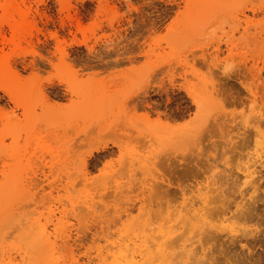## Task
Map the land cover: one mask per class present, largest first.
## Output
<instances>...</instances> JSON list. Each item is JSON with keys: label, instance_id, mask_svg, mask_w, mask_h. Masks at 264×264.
<instances>
[{"label": "rangeland", "instance_id": "rangeland-1", "mask_svg": "<svg viewBox=\"0 0 264 264\" xmlns=\"http://www.w3.org/2000/svg\"><path fill=\"white\" fill-rule=\"evenodd\" d=\"M162 234L152 264H264V0H0V253Z\"/></svg>", "mask_w": 264, "mask_h": 264}, {"label": "bare ground", "instance_id": "bare-ground-1", "mask_svg": "<svg viewBox=\"0 0 264 264\" xmlns=\"http://www.w3.org/2000/svg\"><path fill=\"white\" fill-rule=\"evenodd\" d=\"M247 19V17H246ZM241 23V22H240ZM239 25V24H238ZM1 69H3L1 67ZM243 75V74H242ZM258 75V74H257ZM47 95V94H46ZM48 96V95H47ZM45 96V97H47ZM218 96V95H217ZM50 99V98H49ZM47 101V100H46ZM49 101V100H48ZM50 103V101H49ZM53 104V103H52ZM251 167L247 166L245 167L243 170H242V173L244 174V178L245 179H250L252 173L249 171ZM189 169H186V173L188 174L189 172ZM189 176V174L187 175ZM169 184V183H168ZM201 204H206L204 200L201 201ZM209 206V205H208ZM191 210L190 211H186L185 214H184V218L187 216L188 219H192V220H195L196 222H199L201 223L203 226H201L199 224V227L198 226V230L200 229H204L203 232L206 234L207 230L204 228H208V229H211V224H210V221H209V218L211 219L210 215L206 214L207 211H209V209L205 206V207H199L198 209H193V208H190ZM208 209V210H207ZM51 217H55L54 215H51ZM183 218V216H182ZM176 226V225H175ZM175 226H172V227H175ZM54 227V226H53ZM171 227V228H172ZM177 228V227H176ZM178 229V228H177ZM176 229V230H177ZM181 229V228H180ZM190 229V228H189ZM40 235H41V238H43L45 236V239H46V233H47V227H41L40 230ZM163 232V231H162ZM173 232V231H172ZM202 232V233H203ZM184 233V231L182 232ZM201 233V234H202ZM210 233V232H208ZM211 234V233H210ZM172 234H162L160 236V239H162V242L161 243H157V242H154V241H151V240H145L143 239V237L141 236V238H138L139 241H131V240H128V244H118V245H114V246H111V248L113 249H116V251L113 253V261L112 262H109L110 263H115V264H152L150 263L151 259L154 260V257H163L165 259H170L171 257V252L170 254L168 252H166V248L170 246H166V244L168 243V240L171 238ZM181 235V234H180ZM139 236V235H138ZM144 236V235H143ZM209 236V235H208ZM207 234H206V238L208 237ZM150 237V236H148ZM48 238V237H47ZM156 239V237H154ZM131 239V238H130ZM159 239V238H158ZM123 239H121L122 241ZM133 240V238H132ZM171 240V239H170ZM169 240V241H170ZM126 241V240H125ZM120 242V241H119ZM139 242V243H137ZM173 241H171L170 243H172ZM169 244V243H168ZM110 246V245H108ZM166 246V247H165ZM56 243L54 242H49V240L47 239L46 241H44L42 244H41V252L43 251V254H44V258H45V261H50L51 263L53 264H58L56 262L57 258H55V254L58 252L56 250ZM186 246H183V249H185L186 251ZM109 251H110V248H109ZM183 251V252H185ZM189 251V250H188ZM4 252V251H2ZM0 253V262L1 264H13V259L10 257V256H6L5 253ZM104 253V252H103ZM186 253V252H185ZM102 254V253H101ZM103 255V254H102ZM174 255V254H173ZM179 255V254H178ZM183 255V254H182ZM100 257V256H99ZM178 257V256H177ZM20 258V257H19ZM28 258V257H27ZM26 258V260H27ZM174 258V257H173ZM24 258H22V261H23ZM30 260L32 258H29ZM56 259V260H55ZM25 260V259H24ZM25 260V261H26ZM7 261V263H6ZM155 261V260H154ZM172 261V259H171ZM19 262V261H18ZM17 262V263H18ZM24 262V261H23ZM153 262V261H152ZM22 263V262H21ZM65 263V262H62V264ZM99 263H103L102 260L99 259ZM154 263V262H153ZM108 264V262H107ZM172 264V262H171Z\"/></svg>", "mask_w": 264, "mask_h": 264}]
</instances>
